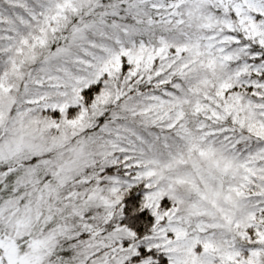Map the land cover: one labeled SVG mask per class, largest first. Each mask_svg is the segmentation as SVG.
I'll use <instances>...</instances> for the list:
<instances>
[{
	"label": "snow or ice",
	"instance_id": "obj_1",
	"mask_svg": "<svg viewBox=\"0 0 264 264\" xmlns=\"http://www.w3.org/2000/svg\"><path fill=\"white\" fill-rule=\"evenodd\" d=\"M0 264H264V0H0Z\"/></svg>",
	"mask_w": 264,
	"mask_h": 264
}]
</instances>
